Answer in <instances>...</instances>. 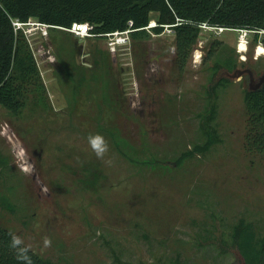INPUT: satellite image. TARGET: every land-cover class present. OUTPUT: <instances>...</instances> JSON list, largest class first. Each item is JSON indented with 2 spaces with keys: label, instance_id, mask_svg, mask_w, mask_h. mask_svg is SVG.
<instances>
[{
  "label": "rangeland",
  "instance_id": "374dc122",
  "mask_svg": "<svg viewBox=\"0 0 264 264\" xmlns=\"http://www.w3.org/2000/svg\"><path fill=\"white\" fill-rule=\"evenodd\" d=\"M49 32L28 42L46 105H0V226L52 264H245L236 227L264 243V157L244 150L262 34L242 52L243 31L202 25L180 66L175 32L114 54L101 36ZM209 128L218 141L201 150Z\"/></svg>",
  "mask_w": 264,
  "mask_h": 264
},
{
  "label": "trees",
  "instance_id": "16d2710c",
  "mask_svg": "<svg viewBox=\"0 0 264 264\" xmlns=\"http://www.w3.org/2000/svg\"><path fill=\"white\" fill-rule=\"evenodd\" d=\"M151 12L157 15L154 34L161 33L164 24L179 22L174 29L176 61L180 66L194 47L203 23L254 30L255 36L264 30V0H0V105L17 114L29 100L46 105L47 98L27 38L22 30H14L12 20L26 22L34 18L63 28L72 22H89L96 34L124 30L131 20L135 29L131 40H136L149 36L143 27L149 23ZM57 27L49 29L63 30ZM261 44L264 46V33ZM216 86H212V93ZM245 102L252 111L247 117L244 150L264 157V83L256 89H246ZM209 129L208 141L201 150L218 141L215 131ZM9 233L0 226V264H17L8 247ZM254 244L249 226L238 225L232 235V247L240 252L245 264H264V243L258 249ZM31 255L34 264H52L32 250Z\"/></svg>",
  "mask_w": 264,
  "mask_h": 264
},
{
  "label": "built area",
  "instance_id": "2783aa9c",
  "mask_svg": "<svg viewBox=\"0 0 264 264\" xmlns=\"http://www.w3.org/2000/svg\"><path fill=\"white\" fill-rule=\"evenodd\" d=\"M178 23L164 24L161 33L171 34V33L175 32L174 26L177 25ZM12 25H13L15 31L22 30V32L25 35V37L27 38L28 42H29V35H31L32 31L37 30V32H39L41 35H47L49 33V28L57 27L54 25H48L45 23H41L34 18L33 19L29 18L26 22H20L18 19H14V20H12ZM29 25L33 26L34 29L33 30L27 29V27H29ZM202 25L206 26L205 23H203ZM202 25H200V27ZM155 26H157L156 20L150 19L147 26L143 27V29L152 33L153 35H157V34H154L152 32V28ZM212 27L216 28L219 31L227 29L225 27H215V26H212ZM57 28L63 29L65 31L71 33L74 37H76L78 39H83L86 37L101 36L106 40V44L108 46V49L113 54L116 53L117 50L118 51L124 50L130 46V43L132 41L130 34L132 31L135 30L133 28V22L131 20H129L127 22V27L124 30H115V31L106 32V33H102V34L94 33L93 32L94 26L92 24H90L89 22H72L70 27H68V28H65V27L64 28L63 27H57ZM239 29L241 31H243L244 34H242L238 37V42L243 38L245 39L247 32L254 31V30H248V29H244V28H239ZM259 32L261 34H263L264 30H260ZM245 41H246V47H245V49L242 50L243 52H245L246 48H247V42L248 41L246 39H245ZM238 51H241V50L238 48Z\"/></svg>",
  "mask_w": 264,
  "mask_h": 264
},
{
  "label": "clouds",
  "instance_id": "9594fccd",
  "mask_svg": "<svg viewBox=\"0 0 264 264\" xmlns=\"http://www.w3.org/2000/svg\"><path fill=\"white\" fill-rule=\"evenodd\" d=\"M87 143L91 151L98 159L102 160L106 164L111 165V159H105L110 149L109 144L103 135L99 133L89 134L87 137ZM9 236L10 240L8 247L13 252L17 264H34L31 255V245L26 244L24 239L17 234L9 233ZM51 245V238L45 236L43 238V247L47 249L51 247Z\"/></svg>",
  "mask_w": 264,
  "mask_h": 264
},
{
  "label": "bare ground",
  "instance_id": "6f19581e",
  "mask_svg": "<svg viewBox=\"0 0 264 264\" xmlns=\"http://www.w3.org/2000/svg\"><path fill=\"white\" fill-rule=\"evenodd\" d=\"M246 47V41L245 39H241L239 42H238V48L242 51L243 49H245ZM243 52V51H242ZM256 54L257 55H262L264 54V47L263 46H258L257 47V51H256Z\"/></svg>",
  "mask_w": 264,
  "mask_h": 264
},
{
  "label": "water",
  "instance_id": "95a60500",
  "mask_svg": "<svg viewBox=\"0 0 264 264\" xmlns=\"http://www.w3.org/2000/svg\"><path fill=\"white\" fill-rule=\"evenodd\" d=\"M246 71L249 73L250 81H252L251 71L250 70H246ZM241 73L242 72H239V74H241ZM263 83H264V73L258 78V81L256 83V86L253 89H256V88L260 87ZM250 88H251V85H250Z\"/></svg>",
  "mask_w": 264,
  "mask_h": 264
},
{
  "label": "flooded vegetation",
  "instance_id": "af4514ba",
  "mask_svg": "<svg viewBox=\"0 0 264 264\" xmlns=\"http://www.w3.org/2000/svg\"><path fill=\"white\" fill-rule=\"evenodd\" d=\"M247 72V71H246ZM248 73V72H247ZM248 75H249V73H248ZM253 84V81H250V85H252Z\"/></svg>",
  "mask_w": 264,
  "mask_h": 264
}]
</instances>
